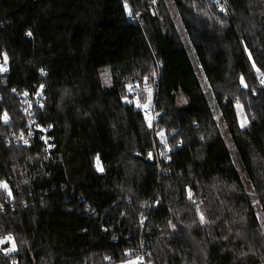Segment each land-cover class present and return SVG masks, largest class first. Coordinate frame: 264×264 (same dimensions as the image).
<instances>
[{
  "label": "trees",
  "instance_id": "obj_1",
  "mask_svg": "<svg viewBox=\"0 0 264 264\" xmlns=\"http://www.w3.org/2000/svg\"><path fill=\"white\" fill-rule=\"evenodd\" d=\"M167 1L0 0V264H264V0H169L186 43ZM39 87L49 157L6 141Z\"/></svg>",
  "mask_w": 264,
  "mask_h": 264
},
{
  "label": "built area",
  "instance_id": "obj_2",
  "mask_svg": "<svg viewBox=\"0 0 264 264\" xmlns=\"http://www.w3.org/2000/svg\"><path fill=\"white\" fill-rule=\"evenodd\" d=\"M159 68V66H157ZM156 68V69H157ZM158 76L159 71L156 70L155 74L152 76V80L149 83H143L141 86H132L129 89V93L133 95V102H138V94L143 91H156L157 88V82H158ZM261 85H263V81L261 82ZM43 97V87L37 88L35 92L29 96L26 92H23L20 94V99L22 102V108L21 113L24 117V127L26 131L21 134L19 138L11 139L7 138L6 141L9 143V141L13 140L14 142H20L23 145L27 144L31 139H33L35 136L38 138V141L41 143L42 148L46 154V156H51V153L55 149V138L53 136V126L51 124L41 126L35 123L34 119V110L32 109L36 105L39 104L40 99ZM144 114L150 119V124L153 128V125L156 123L157 117H156V111L155 107L151 110H146ZM1 122L3 125H9L11 123L10 117L3 113L1 118ZM153 130V129H152ZM155 151V147H154ZM159 156L155 154V162H158L159 160H165L167 156V150L165 147H159L158 152ZM6 240H11V236L7 235ZM135 253V259L137 261V264H149L147 261V255L145 251L143 250L142 246L140 245ZM13 264H16V261H13Z\"/></svg>",
  "mask_w": 264,
  "mask_h": 264
},
{
  "label": "rangeland",
  "instance_id": "obj_3",
  "mask_svg": "<svg viewBox=\"0 0 264 264\" xmlns=\"http://www.w3.org/2000/svg\"><path fill=\"white\" fill-rule=\"evenodd\" d=\"M204 1L208 3L207 6H206V9H209L211 7V9L214 10V8H212V0H204ZM166 5H168L167 7H168L169 15L172 18V21L174 22V24H175V26H176V28L178 30L179 35L183 37L182 40L185 41L184 43H186V40H185L186 39V34H185L184 30H183V27L181 28V26H180L181 24H180L178 15H177L174 7L172 6V4L170 3L169 0L166 2ZM99 73H100V78H101V83H102L103 88H105V89L109 88L110 85H111V79H110V74H109L108 68L107 67L101 68L99 70ZM151 80H152V78H151ZM145 82H147V81H145ZM149 82H151V81H149ZM149 93H150L149 96H151L152 92L150 91ZM153 96H154V94H153ZM149 101H150V99L148 98V102ZM185 102H186V100L183 98V96H180L178 98L177 105L179 107H181V106H183L185 104ZM135 107L136 108L140 107L142 110L145 109V111H146L150 107V104L147 103V104H143L142 106H139L138 104H135ZM236 108H237V117H238L239 125L241 127H246L248 125V121H247V117H246V115L244 113L242 105L239 104V105L236 106ZM159 115H160L159 113H156V117L157 118L159 117ZM148 124H149L150 130H151L150 131L151 132V138L153 139V136H154L155 133H153L154 130H152V129L154 128V125H153V128H152L149 118H148ZM160 137L162 139L163 136L161 135ZM162 141H163V139H162ZM159 147H165V146L161 144V145H159ZM228 148H229L228 150H230V153L234 157L235 156V152H234V150H233V148H232L230 143L228 144ZM151 152H152L153 158L155 157V154L157 156H159V153H157L158 152V148L155 147V151H154V146H153V150ZM236 166H237V168L240 171V175H241L242 179L244 180L245 177H244V174L241 173L239 165L236 164ZM0 188H2V189L4 188V184L3 183H2V185H0ZM5 189H6V187H5ZM198 213H199V218H200L201 223L205 224L206 223V221H205L206 219L204 218L203 210L201 208H198ZM258 219L260 220L261 225H262V227L264 229V221L262 220L261 217H259ZM3 243H5V241L1 239L0 240V244H3ZM13 249H14L13 244H10L9 251L13 250ZM113 264H137V261H136L135 258H133V259H128V260H124V261H119V262H116V263H113Z\"/></svg>",
  "mask_w": 264,
  "mask_h": 264
},
{
  "label": "water",
  "instance_id": "obj_4",
  "mask_svg": "<svg viewBox=\"0 0 264 264\" xmlns=\"http://www.w3.org/2000/svg\"><path fill=\"white\" fill-rule=\"evenodd\" d=\"M133 154H134L133 156L135 158H137V159H141V160H143V161H145L147 163H150V164L154 163V158H153V155H152L151 151L148 152L145 157H143L139 152H135Z\"/></svg>",
  "mask_w": 264,
  "mask_h": 264
},
{
  "label": "snow or ice",
  "instance_id": "obj_5",
  "mask_svg": "<svg viewBox=\"0 0 264 264\" xmlns=\"http://www.w3.org/2000/svg\"><path fill=\"white\" fill-rule=\"evenodd\" d=\"M4 187H7L6 185H4Z\"/></svg>",
  "mask_w": 264,
  "mask_h": 264
}]
</instances>
